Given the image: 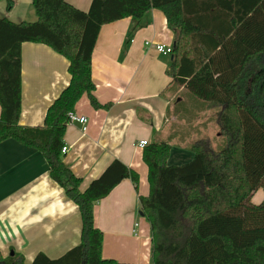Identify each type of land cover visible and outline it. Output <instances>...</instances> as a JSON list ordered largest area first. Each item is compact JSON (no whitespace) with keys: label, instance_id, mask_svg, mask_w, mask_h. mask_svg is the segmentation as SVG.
Wrapping results in <instances>:
<instances>
[{"label":"trees","instance_id":"1","mask_svg":"<svg viewBox=\"0 0 264 264\" xmlns=\"http://www.w3.org/2000/svg\"><path fill=\"white\" fill-rule=\"evenodd\" d=\"M5 1L10 10L12 0ZM36 21L0 18V143L12 139L38 151L49 177L77 208L80 244L51 260L31 264H121L101 257L103 235L93 223L94 205L124 179L138 175L114 160L85 191L62 160L68 114L86 96L94 110L91 55L102 26L126 18L135 30L152 10L174 35L167 73L171 91L183 88L214 120L222 141H193V159L167 164L171 147L152 142L142 151L149 193L139 212L149 223L152 264H264V0H92L82 12L66 0H31ZM49 47L68 61V86L47 109L43 125H19L21 45ZM0 264H24L13 252Z\"/></svg>","mask_w":264,"mask_h":264},{"label":"crops","instance_id":"2","mask_svg":"<svg viewBox=\"0 0 264 264\" xmlns=\"http://www.w3.org/2000/svg\"><path fill=\"white\" fill-rule=\"evenodd\" d=\"M91 1L66 0L82 12L88 11ZM12 2L8 10L5 1H0V18L12 23L36 20L31 0ZM133 26L132 19L126 18L100 28L91 55V78L95 99L108 108L94 110L83 96L73 113L86 119L85 131L78 123L68 124L63 137L67 152L61 155L64 165L81 179V191L114 160L138 175L137 190L131 180L124 179L94 205L93 223L103 235L104 260L152 264L150 227L139 212L138 198L148 195L149 186L138 142L169 144L167 164L180 166L193 159L188 149L197 140L193 133L199 130L207 135L213 131L214 120L213 111L203 110L183 88L170 90L172 79L167 73L173 56L145 45L173 48L174 35L163 13L152 10L139 28L132 30ZM67 70L68 61L49 47L21 45L20 126L43 125L47 109L69 84ZM48 170L38 151L12 139L0 143L3 258L14 252L23 257L24 264H31L42 253L55 260L80 244L78 208L50 179ZM263 199V191L258 190L252 202L258 205Z\"/></svg>","mask_w":264,"mask_h":264},{"label":"built area","instance_id":"3","mask_svg":"<svg viewBox=\"0 0 264 264\" xmlns=\"http://www.w3.org/2000/svg\"><path fill=\"white\" fill-rule=\"evenodd\" d=\"M145 45L146 46L152 45L154 47L155 51L159 54H162V55H171V52H172V47H167L163 44H151V43L146 42ZM86 122L87 121L84 117L76 116L74 113L68 114V124L78 123L79 125H81V127H82L81 129L83 132L85 131ZM147 145H148V143L146 141H139L137 146H138V148L143 149ZM66 152H67V148L64 146L61 149V154H65Z\"/></svg>","mask_w":264,"mask_h":264},{"label":"rangeland","instance_id":"4","mask_svg":"<svg viewBox=\"0 0 264 264\" xmlns=\"http://www.w3.org/2000/svg\"><path fill=\"white\" fill-rule=\"evenodd\" d=\"M36 21V20H35ZM33 21V22H35ZM29 23H32V22H29ZM214 114L215 112H211L210 115L212 117L213 115V120H214ZM201 121H203V118L201 119ZM195 131L193 134L194 136L197 138V139H208L211 141L213 147L215 149H220L221 145H222V141H221V138L219 135H216V134H219V129L217 128V126L215 125V120H214V125H213V131H210V132H207V135L206 133L203 135V132L202 131ZM195 139V138H194ZM196 140V139H195ZM179 144H184V142L182 140H179L177 141ZM139 215V214H138Z\"/></svg>","mask_w":264,"mask_h":264},{"label":"water","instance_id":"5","mask_svg":"<svg viewBox=\"0 0 264 264\" xmlns=\"http://www.w3.org/2000/svg\"><path fill=\"white\" fill-rule=\"evenodd\" d=\"M12 255H13V252L10 253V256H12Z\"/></svg>","mask_w":264,"mask_h":264}]
</instances>
